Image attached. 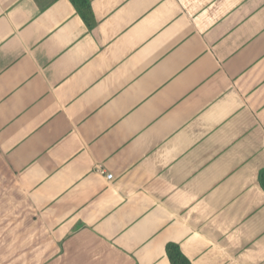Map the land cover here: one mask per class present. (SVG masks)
<instances>
[{
    "label": "crops",
    "instance_id": "1",
    "mask_svg": "<svg viewBox=\"0 0 264 264\" xmlns=\"http://www.w3.org/2000/svg\"><path fill=\"white\" fill-rule=\"evenodd\" d=\"M89 1L0 0V264H264V0Z\"/></svg>",
    "mask_w": 264,
    "mask_h": 264
},
{
    "label": "trees",
    "instance_id": "2",
    "mask_svg": "<svg viewBox=\"0 0 264 264\" xmlns=\"http://www.w3.org/2000/svg\"><path fill=\"white\" fill-rule=\"evenodd\" d=\"M79 15L88 24L89 27L94 26L95 21L89 0H71ZM259 182L264 190V169L260 173ZM167 256L171 264H191L183 255L180 247L175 244L167 245Z\"/></svg>",
    "mask_w": 264,
    "mask_h": 264
},
{
    "label": "built area",
    "instance_id": "3",
    "mask_svg": "<svg viewBox=\"0 0 264 264\" xmlns=\"http://www.w3.org/2000/svg\"><path fill=\"white\" fill-rule=\"evenodd\" d=\"M106 178H107L108 180H110V179L113 178V175H112V174H107V175H106Z\"/></svg>",
    "mask_w": 264,
    "mask_h": 264
},
{
    "label": "rangeland",
    "instance_id": "4",
    "mask_svg": "<svg viewBox=\"0 0 264 264\" xmlns=\"http://www.w3.org/2000/svg\"><path fill=\"white\" fill-rule=\"evenodd\" d=\"M4 187H5V186L3 185L1 188L3 189ZM6 187L9 188V185H6ZM8 190H10V189H8Z\"/></svg>",
    "mask_w": 264,
    "mask_h": 264
}]
</instances>
